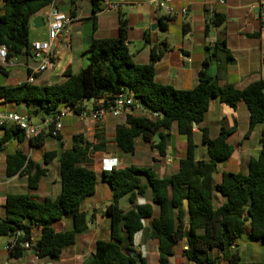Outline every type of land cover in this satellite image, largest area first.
<instances>
[{
    "label": "trees",
    "instance_id": "trees-1",
    "mask_svg": "<svg viewBox=\"0 0 264 264\" xmlns=\"http://www.w3.org/2000/svg\"><path fill=\"white\" fill-rule=\"evenodd\" d=\"M54 0H2L0 8V46H5L8 58L29 54V32L32 18L46 10ZM94 0V14L101 12ZM172 17L159 18V28L167 31ZM220 21L215 20L214 24ZM208 28V27H207ZM128 20H119L116 39L93 40L87 55L89 63L79 74L68 72L56 85L39 87L29 82L16 86H0V104L27 108V115L56 117L68 109L75 116L92 108L110 107L124 91L136 103L159 118L150 119L140 113L129 115L124 124L115 127L114 147L126 155H135L138 140L162 157L174 125L187 140L178 171L160 179L148 167L128 166L103 172V180L113 192L111 204L104 213L111 220L109 240H98L95 252L87 264H147L136 249L138 239L145 234L157 243L158 264H172L180 244L185 243L182 256L192 264H241L238 241L249 227V237L264 243V144L256 158L248 163L247 174L224 172L216 182L218 166L228 161L234 148L229 137L234 129L221 128L212 139L208 129H201L205 158L196 159L194 123L200 126L209 111L211 101L235 109L244 103L249 112V132L264 124V81L257 80L245 88L218 86L208 75V60L202 64L198 85L192 90H178L156 81L155 64L165 49L154 46L150 63L137 65L128 49ZM164 46V44H162ZM0 152L13 140L24 142L18 128L1 127ZM166 133V135H164ZM159 135L161 142L155 136ZM48 135L30 139L32 147L40 148ZM57 140H61V134ZM108 144L97 128L95 141L89 143L82 134L72 138L71 148L59 157L60 193L55 199L17 200L12 206H1L0 237L12 239L9 257L20 259L25 243H30L40 259L58 260L63 251L76 244L78 235L88 230L86 200L96 193L97 175L92 169L94 155ZM6 169L27 177L30 195L38 192L46 170L25 152L16 150L7 156ZM151 195V203L138 199ZM128 198L131 208L124 211L120 201ZM153 205L158 207L155 213ZM72 221V228L56 231L54 225L63 219ZM34 225L43 226L38 240L33 239ZM252 264H264L255 262Z\"/></svg>",
    "mask_w": 264,
    "mask_h": 264
},
{
    "label": "crops",
    "instance_id": "crops-1",
    "mask_svg": "<svg viewBox=\"0 0 264 264\" xmlns=\"http://www.w3.org/2000/svg\"><path fill=\"white\" fill-rule=\"evenodd\" d=\"M120 5L119 10L114 12H98L94 14V0H54L52 5L71 19L67 32L59 36L53 43V48L59 53L58 57L50 67L34 76L33 85L46 87L59 84L64 81L65 74L70 72L73 75L79 74L89 63L87 52L91 44L85 42L86 37L92 36L93 40L116 39L119 36V20L124 17L128 20L127 43L132 60L137 65H147L139 62L141 55L132 52V43L138 41L143 46L148 45L151 49L154 46H160L165 49L163 58L155 64L156 81L160 84L171 85L178 90H192L198 85V75L202 70V64L208 60V75L218 86L232 85L238 88H245L250 83L262 80L264 81V0H163L165 4L176 11L187 9L185 16L179 15L172 17L167 31H161L159 26L155 31L151 27L154 24L159 25V18L166 14H161L162 9H154L151 5L152 0H113ZM0 0V8L2 6ZM97 6L101 8V3ZM46 10L35 15L31 20L29 35L32 42H49V18ZM44 17V26L35 28L33 20L36 17ZM94 22L91 28L87 21ZM219 20L218 24H214ZM208 27V28H207ZM166 34L165 40L163 36ZM30 41V40H29ZM164 44V46H162ZM135 49L137 47L135 46ZM147 47L143 48L145 52ZM19 64L12 68H3L0 64V73L5 76V83L0 86H16L28 82L31 72L37 69L40 61L34 57L32 50L29 54L18 57ZM10 69H13L12 71ZM26 74V75H25ZM23 75L26 79H23ZM87 110L91 109L88 103ZM0 112H17L24 115L27 108L20 105L0 104ZM139 113L133 110L129 115ZM128 115V116H129ZM127 116L121 118L108 117L102 123H93L84 121L78 116L69 115L65 119L61 131V140H58L60 149L46 150L42 161L33 159L35 163L45 169L46 176L40 182V189L37 193L30 195L27 189V177L21 176L6 169L7 156L13 154L16 150H21L18 143L28 142H10L5 149L0 152V165L5 171V178H0V205L12 206L17 200H32L34 202L43 199H55L60 193V154L71 148L72 143L67 145L65 142V132L75 135L82 134L89 143L95 141L97 128L101 130L108 144L105 148L94 155L92 169L97 175L96 193L98 195V185L106 184L103 180V172L108 167L124 168L132 165L125 162L122 153L119 152L112 140L115 133V127L126 122ZM234 129L235 132L229 137V143L234 148L232 157L218 166L216 182L219 183L224 172L238 170L242 174H247L248 163L251 158H256L264 144V124L257 126L251 133L249 132V112L246 105L242 102L235 109L220 103L213 99L204 122L194 128V141L196 144V159L205 158V146L199 139L201 129H208L212 139L219 135L221 128ZM2 133H0V136ZM166 135V133H164ZM177 126L174 125L170 137L166 143V154L162 157L157 149H151L149 145L142 143V149L147 156L143 162H139L138 167H148L160 179L174 175L178 171V161L183 158L182 152H177L175 140L178 136ZM180 136V135H179ZM236 141L234 142V140ZM18 142V143H17ZM161 142V141H160ZM235 144H234V143ZM254 142H258L255 146ZM46 143L44 141V147ZM12 147V150L10 149ZM187 148V143H186ZM29 149L35 151L36 147L29 144ZM24 152V151H23ZM138 153V142L136 153ZM224 169H221V168ZM94 195V196H95ZM113 199L109 196L100 197L98 203H101L102 212L106 203ZM88 200H86L87 202ZM85 202V203H86ZM151 203V195L140 198L133 206L134 210L140 204ZM155 213L158 207L153 205ZM87 212L88 230L78 235L76 244L66 248L58 260L46 262L45 264H87L90 262L95 252V245L98 240H109L111 235L110 227L102 226L105 217L96 216L98 210L92 206L94 213L90 215ZM128 211L130 208H122ZM3 211L0 212V216ZM89 218L92 220L90 221ZM110 219V218H109ZM96 224V225H95ZM56 231H67L72 228L70 219H63L54 225ZM104 227V228H103ZM43 232V226L34 225L32 233L33 239L38 240ZM141 238V236L139 237ZM263 242L262 240H259ZM12 239L4 246H8ZM184 244V246H183ZM185 247V243L180 244ZM33 248V246H32ZM157 251V248H156ZM9 252V251H7ZM183 257V256H182ZM178 259L177 255L171 258ZM25 259H32L33 264H40L45 259L36 256L34 249L24 250L20 259H13L17 262H23ZM185 260L181 264H192ZM158 260V258H157ZM178 262V261H177ZM158 263V261H157ZM255 263V262H254ZM225 264V263H222Z\"/></svg>",
    "mask_w": 264,
    "mask_h": 264
},
{
    "label": "built area",
    "instance_id": "built-area-1",
    "mask_svg": "<svg viewBox=\"0 0 264 264\" xmlns=\"http://www.w3.org/2000/svg\"><path fill=\"white\" fill-rule=\"evenodd\" d=\"M163 0H152L151 5L154 9H162L166 15L171 17H177L179 15L185 16L187 9L176 11L171 7L162 4ZM101 3V12H114L119 10L120 5L113 0H99ZM47 12L49 18V42H35L31 44V50L34 57L40 61L36 70L31 72L28 82H34V76L36 74L46 71L54 60L58 57V52L53 48V43L67 32L68 26L71 23V19L57 10L52 4L49 6ZM0 64L3 68H12L19 64L18 57L8 58V51L5 46H0ZM133 110L141 112L142 115L149 117L150 119H157L159 115L157 113H150L140 104L136 103L133 96L127 91L122 92L114 101L110 107H100L97 109L91 108L84 111L78 117L84 121H90L93 123H102L108 117L121 118L128 116ZM69 115H74L68 109H64L58 113L56 117H47L39 124L32 123L31 118L28 115H24L17 112H0V128H18L21 130L26 139H33L40 135H48L52 138H58L63 124L61 120ZM114 167H108L105 171H112ZM11 245L6 246V250H11ZM26 250H31L32 245L28 242L23 245Z\"/></svg>",
    "mask_w": 264,
    "mask_h": 264
},
{
    "label": "rangeland",
    "instance_id": "rangeland-1",
    "mask_svg": "<svg viewBox=\"0 0 264 264\" xmlns=\"http://www.w3.org/2000/svg\"><path fill=\"white\" fill-rule=\"evenodd\" d=\"M160 13L163 15L166 14L164 10L161 11ZM87 24L92 28L94 25V22L92 20H90V21H87ZM32 35L33 34H31V37H33ZM166 36H167L166 34L163 36V40H165ZM31 37L29 35L30 42H32ZM90 38H92V36L86 37L85 42L87 43V41ZM135 46L137 47V49H135ZM131 47H132V52L134 54L139 53L138 55H141L138 57L139 62H144L142 60H144V58L146 60V57H147V62H148V64L150 63V50L151 49L148 48V45L143 46V44H141V42L138 41L137 43H132ZM145 47H147V50L145 52H142L143 48H145ZM10 70L12 71L13 69H10ZM25 75H23L24 80L26 79ZM5 81H6L5 76L2 73H0V84H4ZM89 105L91 106V104H89ZM139 113L142 114L141 112H139ZM25 114H28V113H25ZM42 118H43L42 115H40L39 117H37L35 115H31V120H32V123H34V124L41 123ZM61 122L66 123L67 120L65 118H63L61 120ZM0 133H1V131H0ZM199 141L201 144H203L202 143V135H200ZM235 141H236V139L234 140V142ZM12 142H14V141H12ZM65 142L67 145H70L72 143V133H69L67 131L65 132ZM45 143H46L45 147L43 145L40 148H36L35 151H32V153L29 149V143L28 142L22 143L21 145L18 143V146L22 151L26 152L30 157L32 156L33 159L38 160V161H42L43 154L46 150L60 149V144H59L58 140L55 138L48 136L45 139ZM142 143H143L142 140H138V153L137 154H135V155L122 154V157H123L125 162H128L132 165L140 166L139 162H143L144 160L147 159V156L145 155V152L143 151L142 146H140V145H143ZM186 143H187V140L184 136H179V135L177 136V138L175 140V144H176V148H177L178 153L182 152L184 154V151L186 149ZM254 144H255V146H258V142H254ZM10 149L12 150V147ZM221 169H224V168L222 167ZM233 172H241V171H238V170L236 171L233 169ZM5 175H6L5 171L3 172V169L0 165V178L4 179ZM97 191H98L97 196L95 195V196H92V197L87 199L88 201L85 203V208L88 211V213L90 215H92L94 213V211L91 207L96 206V208L98 210L96 216H100V217L104 216L105 220H104L102 226H104L105 228L106 227L108 228V227H110V221H109L110 219L108 216H106L101 211L102 210V208L100 209L101 203H98V200L100 199V197L104 198V196H106V194H107V196H109V198H111L112 190L108 184H99ZM109 203H111V201L107 202L106 205ZM120 206L122 208H130L131 207L130 202H129L127 197L120 201ZM106 208L107 207H104L103 211H105ZM89 220L91 221L92 219L89 218ZM88 225H89V223H88ZM248 231H249V227L246 226L245 233L243 234L242 238L238 241V246H239L238 249H239V253L241 255V259H242L241 264H252L254 262H263L264 261V243L261 241L251 239L249 237ZM8 239H9L8 237H0V264H33L32 259H25L23 262H17L15 260L11 259L9 257V252L4 250V246L8 242ZM183 246H184V244H183ZM156 248H157V243L151 239H148L145 234L141 235V238L138 239L136 249L141 253V255L145 259H147V264H158L157 263L158 252L156 251ZM184 248L185 247H181V246L178 247V251H177V258L178 259L175 258L173 260L174 264H181V262L183 263L185 261L182 257V250ZM49 261H53V260L45 259L42 262H40V264H45L46 262H49Z\"/></svg>",
    "mask_w": 264,
    "mask_h": 264
},
{
    "label": "water",
    "instance_id": "water-1",
    "mask_svg": "<svg viewBox=\"0 0 264 264\" xmlns=\"http://www.w3.org/2000/svg\"><path fill=\"white\" fill-rule=\"evenodd\" d=\"M44 24H45V23H44V17H42V16L36 17V18H34V20H33V26H34L35 28H42V27L44 26ZM158 26H159V25H157V24L152 25V27H151L152 31H155V30L158 28ZM91 43H92V38H90V39L87 41V44L90 45ZM196 127H197V124L194 123V128H196ZM155 138H156V141H157L158 143L161 141L159 135H156ZM110 204H111V203H109L108 205H110Z\"/></svg>",
    "mask_w": 264,
    "mask_h": 264
}]
</instances>
